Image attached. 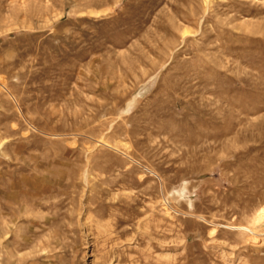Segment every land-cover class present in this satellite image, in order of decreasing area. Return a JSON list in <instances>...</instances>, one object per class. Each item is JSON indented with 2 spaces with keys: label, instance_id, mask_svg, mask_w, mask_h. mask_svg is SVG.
I'll return each instance as SVG.
<instances>
[{
  "label": "rangeland",
  "instance_id": "1",
  "mask_svg": "<svg viewBox=\"0 0 264 264\" xmlns=\"http://www.w3.org/2000/svg\"><path fill=\"white\" fill-rule=\"evenodd\" d=\"M0 264H264V0H0Z\"/></svg>",
  "mask_w": 264,
  "mask_h": 264
}]
</instances>
